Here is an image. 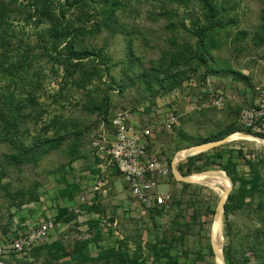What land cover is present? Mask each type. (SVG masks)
Instances as JSON below:
<instances>
[{
	"label": "trees",
	"instance_id": "1",
	"mask_svg": "<svg viewBox=\"0 0 264 264\" xmlns=\"http://www.w3.org/2000/svg\"><path fill=\"white\" fill-rule=\"evenodd\" d=\"M209 76L244 84L251 91L249 104L229 99L222 109L178 112L180 124L173 133L165 130L159 141L166 136L168 146L175 143L180 151L237 132L252 134L242 127L240 117L245 106L255 105L264 78V0H0V233L7 236L25 230L24 209L35 213L34 205L43 193L40 187L53 175L57 176V187L51 192L55 221L75 228L87 223L91 233L90 238L72 242L54 239L38 246L30 259L16 253L1 255L0 262L206 261L204 249L194 252L188 239L201 233L206 219L216 214L215 204L200 188L177 181L173 173L172 182L179 184L173 187L170 201L148 208L137 223L119 216V206L102 194L81 205L80 215L58 206V200L76 202L82 181L100 172L101 160L91 145L93 135L103 125L113 128L121 109L149 102L150 114L160 97L183 89L186 81L201 84ZM49 77L62 78L52 94L46 88ZM201 88L183 91L200 95ZM132 92L134 96L128 97ZM45 97L50 104L42 101ZM121 100L126 104L121 106ZM54 105L60 110L47 119ZM159 156L172 168L173 159L164 158V150ZM80 160L84 164L77 168ZM48 161L52 163L47 165ZM215 166L234 182L224 214V235L229 240L223 249L226 264H264V152L248 154L225 144L213 155L208 151L189 157L178 170L189 176ZM108 178L109 198L117 185L131 197L116 166ZM97 213L109 215L113 222L119 219L123 238L115 236L114 229L105 235L97 219L84 221L85 215ZM17 214L21 216L15 229ZM209 254L215 256L211 244Z\"/></svg>",
	"mask_w": 264,
	"mask_h": 264
},
{
	"label": "built area",
	"instance_id": "2",
	"mask_svg": "<svg viewBox=\"0 0 264 264\" xmlns=\"http://www.w3.org/2000/svg\"><path fill=\"white\" fill-rule=\"evenodd\" d=\"M218 80L209 76L201 84L194 79L186 81L183 89L202 86V94L186 95L183 89L175 90L165 97H160L150 114L147 113L149 102L139 105L136 109H121L113 119V128L103 125L100 132L93 136L92 147L101 160L98 165L100 172L96 175L89 174L82 181L83 188L76 202L59 199L58 206L80 215L81 205L93 201L99 194L108 200L112 189L108 173L113 166L120 170L131 194V197L119 202V216L125 217L126 212H130L129 218L133 223H137L147 214L148 208L167 204L172 198V190L160 192L158 188L162 184L172 182L173 168L159 156L160 152L157 149L159 136L165 130L169 133L174 132L175 127L180 124L178 112L189 113L209 107L224 108L231 96ZM259 90L260 94L255 105L245 106L240 117L242 127L251 130L252 134L257 136L264 135V78ZM181 101L185 102L182 111L177 108V104ZM187 160L188 158L179 162L177 168ZM43 193L40 201L34 206L40 203L44 206L41 212L44 219H38L29 231L18 235L12 232L1 237L0 256L16 253L30 259L32 252L38 246L50 243L58 230L66 228L64 222L55 221V203ZM92 218L100 221V227L105 235L109 234L110 229H114L115 236L123 238L118 228L119 219L113 222L109 215L97 213L92 216L85 215L84 221L87 222ZM82 227L89 232L87 223ZM105 244L106 241L103 245Z\"/></svg>",
	"mask_w": 264,
	"mask_h": 264
},
{
	"label": "rangeland",
	"instance_id": "3",
	"mask_svg": "<svg viewBox=\"0 0 264 264\" xmlns=\"http://www.w3.org/2000/svg\"><path fill=\"white\" fill-rule=\"evenodd\" d=\"M246 4L243 3L242 7L247 8ZM180 10L181 12H184V9H180ZM138 22L143 24L142 19H138ZM27 30L29 32H33L34 29L29 27L27 28ZM144 31H145V34L150 38L151 34L148 32V27L147 28L144 27ZM156 32L158 35L159 34L164 35L161 30H158ZM102 40L103 38L100 41ZM91 41H92L91 43H94L96 40L94 41L91 40ZM60 72L61 74L63 73L62 70H60ZM46 73L50 74L49 69H46ZM61 80H62L61 77H49V79L46 81V88L49 94H52L53 92H56L58 90L59 83L61 82ZM219 80L221 81V83L219 82L220 85L224 86L225 91L227 92L229 96H231V99H235L244 104L246 103L249 104L251 97H252L251 91L247 89V87L244 84H234L233 81L228 78L227 79L221 78ZM131 94H129L128 97L134 96L133 92ZM42 101H44L46 104L51 103V99L48 97L43 98ZM121 103H122L121 106L126 104L125 100H121ZM177 108H179L182 111L185 108V102L181 101L180 103H178ZM49 110H50V113L49 115H47L46 117L47 119L51 118L55 113L59 112L60 108L59 106L54 105V106L49 107ZM69 110L70 108H67L66 111H69ZM100 130L93 136L97 135L100 132ZM165 139H166L165 141L163 140L159 141L157 144V149L159 152L164 150V158L166 159L172 158L174 160V158L179 156V154L183 153L179 158H182L185 155V152H183V150L178 151L175 143H172L171 146H168L170 139L168 140L166 136H165ZM227 144H230V146H234L236 148H243L246 152H248V154H253V153L259 154L261 152H264V144L258 141H254V140H234ZM215 152H216V149L210 150L211 155H213ZM50 163H52V161H48V164L47 163L46 164L49 165ZM83 164H84V161L80 160L75 164V166L77 168H80L81 166H83ZM241 168H243L246 172L248 170L247 167H244L242 165H241ZM208 170H220V168L219 166H215L214 168H210ZM196 173H193V174H196ZM204 176L205 178H203ZM193 177L195 181L191 184H193V186H195L196 188H200L203 194L208 199H212L215 204L216 210H217V207H218V204L220 202L223 192L230 185V182L228 181V179L225 178L224 175H221L219 177H208L206 175H194ZM6 181L8 180L5 179L4 182ZM119 182H123V180L122 181L119 180ZM177 184L179 183L170 182V183L162 184L159 186L158 190L160 192H167L169 190H172L173 187L176 186ZM56 187H57V176L53 175V176H50L49 179L44 183V185L40 187V190L44 192L43 194H47V197L51 198V192L54 191ZM178 187L181 188V185H178ZM126 197H129L128 192H122L121 185H117L114 194L110 196V198L108 199L109 200L108 202H111L113 205H118L119 202H122L123 199ZM34 208H35L34 214L30 213L29 207L28 208L26 207L24 209L23 214L26 217V222L24 223L25 230L18 229L15 233L20 234L21 232L29 231L33 228L34 224L38 221V219L39 220L44 219L43 215L41 214L42 210L44 209V206L40 203L34 206ZM13 212H15V209ZM129 215H130V212H126L127 218H129ZM20 216L21 214L19 215L17 214L14 217L13 222L15 223V226H14L15 229L18 228ZM129 224H130L129 227L132 228L133 223H129ZM146 233L147 232H145L144 234V238L148 240V235ZM212 233L214 234L215 241L219 245V248L224 249V246L227 245L229 242L228 238H226L224 235V216H222L221 218H218L217 220H216V215L210 216L209 218L206 219L202 232L196 234L195 236L189 237L188 248L193 249L195 252V250H197L199 247H202L204 249V253L207 254L206 261H198L197 264H223L220 258H217L216 256H211L209 254V245L210 244L212 245ZM1 237H3V235L0 233V238ZM90 237H91V233L87 232L85 227L80 226L78 228H75L74 225H72L70 227L64 228L63 230H58L53 236V240L58 239V238H63L65 242H72L73 240L77 238L83 239V238H90ZM108 242H113V239L109 238ZM102 244H104V242ZM92 253L93 255L97 254V249L94 246L92 248ZM180 256H181L180 257L181 262H184L185 261L184 255L180 254ZM194 259H195V255H192L191 260H194ZM190 262L192 263L193 261H190ZM2 264H5V263H2ZM160 264H165V262L163 261Z\"/></svg>",
	"mask_w": 264,
	"mask_h": 264
},
{
	"label": "water",
	"instance_id": "4",
	"mask_svg": "<svg viewBox=\"0 0 264 264\" xmlns=\"http://www.w3.org/2000/svg\"><path fill=\"white\" fill-rule=\"evenodd\" d=\"M234 135H239L245 140L252 138V139H254V141H258V142L264 144V137H260V136L253 135V134H248L245 132H237L235 134L227 136L226 138H224L222 140L209 142V143H205V144H201V145H197V146L188 148L185 150V155L182 158L176 157V158H174V160L172 162L173 175H174L175 179L179 182L193 183L194 180L192 178L194 175H206L208 177H219L221 175H224V177L228 179V181L230 182V185L228 188H226V190L223 192V194L221 196V199H220V202L218 204L216 214H215L216 219L220 216L221 217L224 216V214H225V206H226L228 197H229V195L232 192L233 187H234V182L232 181V179L223 170H207V171H203V172L196 173V174L189 175V176H182L180 174L178 168H177V164L186 158H189V157L194 156V155H198V154L203 153V152H207L210 150L217 149V148H219V147H221V146H223V145H225L231 141H234V138H233ZM212 246H213L215 256L217 258H220L222 260L223 264H226V260H225V256H224V250L219 248V245L215 241L213 233H212Z\"/></svg>",
	"mask_w": 264,
	"mask_h": 264
},
{
	"label": "bare ground",
	"instance_id": "5",
	"mask_svg": "<svg viewBox=\"0 0 264 264\" xmlns=\"http://www.w3.org/2000/svg\"><path fill=\"white\" fill-rule=\"evenodd\" d=\"M234 140H245V139H243L241 136H239V135H234ZM246 140H254V139H252V138H249V139H246ZM183 154V153H182ZM182 154H179V156H178V158L182 155ZM202 178V177H201ZM203 178H205V176L203 177ZM202 178V179H203ZM193 180H194V177L192 178ZM215 179V178H214ZM195 181V180H194ZM218 218H221V216L220 217H218ZM217 218V219H218ZM216 219V220H217ZM0 264H2V263H0Z\"/></svg>",
	"mask_w": 264,
	"mask_h": 264
},
{
	"label": "crops",
	"instance_id": "6",
	"mask_svg": "<svg viewBox=\"0 0 264 264\" xmlns=\"http://www.w3.org/2000/svg\"><path fill=\"white\" fill-rule=\"evenodd\" d=\"M180 172V171H179ZM180 174H181V172H180Z\"/></svg>",
	"mask_w": 264,
	"mask_h": 264
}]
</instances>
